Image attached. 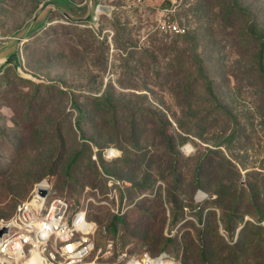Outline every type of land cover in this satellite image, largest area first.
I'll list each match as a JSON object with an SVG mask.
<instances>
[{
  "label": "rangeland",
  "instance_id": "374dc122",
  "mask_svg": "<svg viewBox=\"0 0 264 264\" xmlns=\"http://www.w3.org/2000/svg\"><path fill=\"white\" fill-rule=\"evenodd\" d=\"M46 1L0 0V48ZM73 1L0 53V223L49 184L86 261L264 264V0Z\"/></svg>",
  "mask_w": 264,
  "mask_h": 264
},
{
  "label": "built area",
  "instance_id": "2783aa9c",
  "mask_svg": "<svg viewBox=\"0 0 264 264\" xmlns=\"http://www.w3.org/2000/svg\"><path fill=\"white\" fill-rule=\"evenodd\" d=\"M167 23L169 30L180 31L177 25ZM38 185L43 186L36 184L29 197L17 203L11 219L4 221H14L15 226L0 238V264H98L97 255L85 260L95 251L94 225L85 211L76 212L68 223L67 200L47 184L48 194L42 201L36 194ZM50 193L55 196L46 204ZM146 257L150 256L143 254L122 264L140 263Z\"/></svg>",
  "mask_w": 264,
  "mask_h": 264
},
{
  "label": "water",
  "instance_id": "95a60500",
  "mask_svg": "<svg viewBox=\"0 0 264 264\" xmlns=\"http://www.w3.org/2000/svg\"><path fill=\"white\" fill-rule=\"evenodd\" d=\"M87 2H89V12H88V15L85 17V18H82V19H72V18H69L67 15H65L63 12V15L71 20V21H76V22H84V21H94L95 19V16L98 12H105V13H108L110 11V7L108 6H105L103 4H101V2H99L97 4V6L95 7L94 9V13L91 17V19H89V17L91 16V12H92V7H93V2L92 0H85ZM48 5H51L53 6L54 3H53V0H48L46 2H44L34 13L32 19L27 23V25L22 29L20 30L15 36H13L8 42L6 43H2V47L0 48V53L2 51H4L5 49H8V48H11L12 46L13 47V51L11 53H13L16 49H17V46L18 44L26 39L27 36H29L33 31H35L36 29H38L39 27L43 26V24L35 27L34 29L33 26L37 20V17L39 16V14L48 6ZM11 55L8 54V55H3V56H0V73L2 72V66H3V60L10 57ZM5 63H8V60L6 59ZM36 194L41 198L42 201H44L46 195L48 194V188L45 187V186H40L38 185L36 187ZM15 226V223L14 221H8V222H1L0 223V238H2L4 235H7L10 233V230L11 228Z\"/></svg>",
  "mask_w": 264,
  "mask_h": 264
},
{
  "label": "bare ground",
  "instance_id": "6f19581e",
  "mask_svg": "<svg viewBox=\"0 0 264 264\" xmlns=\"http://www.w3.org/2000/svg\"><path fill=\"white\" fill-rule=\"evenodd\" d=\"M188 148V146L187 147H185V149H187ZM107 154L109 155V156H112V155H115L114 154V152L113 151H111V150H109V151H107ZM41 185H43V186H47L46 184H41ZM205 197V195L202 193V192H199L198 194H197V200H201V199H203ZM163 256V255H162ZM162 256L161 257H159V258H157V259H154L153 261H145L144 263H142V264H172V262L171 261H169L168 259H163L162 258ZM147 258H149L150 259V257H147ZM144 259V258H143ZM142 262V261H141ZM133 264H140L139 262H133Z\"/></svg>",
  "mask_w": 264,
  "mask_h": 264
},
{
  "label": "trees",
  "instance_id": "16d2710c",
  "mask_svg": "<svg viewBox=\"0 0 264 264\" xmlns=\"http://www.w3.org/2000/svg\"><path fill=\"white\" fill-rule=\"evenodd\" d=\"M72 1H73V0H72ZM73 2H74V1H73ZM41 27H42V26H41ZM39 28H40V27H39ZM39 28H38V29H39ZM36 30H37V29H36ZM36 30H35V31H36ZM35 31H33V32H35ZM33 32H32V33H33ZM32 33H31V34H32ZM31 34H30V35H31ZM30 35H29V36H30ZM15 208H16V206H15Z\"/></svg>",
  "mask_w": 264,
  "mask_h": 264
}]
</instances>
